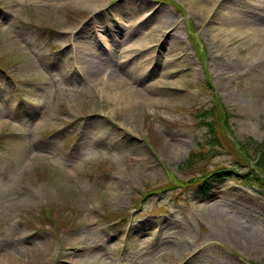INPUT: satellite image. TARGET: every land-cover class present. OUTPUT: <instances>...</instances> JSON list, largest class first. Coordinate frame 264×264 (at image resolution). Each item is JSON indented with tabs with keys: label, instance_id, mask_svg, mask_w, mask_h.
Listing matches in <instances>:
<instances>
[{
	"label": "rangeland",
	"instance_id": "1",
	"mask_svg": "<svg viewBox=\"0 0 264 264\" xmlns=\"http://www.w3.org/2000/svg\"><path fill=\"white\" fill-rule=\"evenodd\" d=\"M201 3L0 0V264H264L258 185L212 180L180 202L161 191L194 177V108L218 102L237 140L264 142L263 55L245 25L225 44L223 22L264 18V0ZM125 45L137 54L124 63ZM86 47L79 69L71 53ZM220 140L201 175L233 168Z\"/></svg>",
	"mask_w": 264,
	"mask_h": 264
},
{
	"label": "bare ground",
	"instance_id": "2",
	"mask_svg": "<svg viewBox=\"0 0 264 264\" xmlns=\"http://www.w3.org/2000/svg\"><path fill=\"white\" fill-rule=\"evenodd\" d=\"M189 1L192 4L195 1V4H199L200 10L202 12L205 11L204 7H206V5H202L201 0H192L193 2L191 0H189ZM207 1H210V0H207ZM211 1H213V0H211ZM79 2H80V4L85 5V4L88 3V0H79ZM210 11H211V9H208V12H210ZM230 13L231 12L223 14L224 19H225V20L223 19V22L227 26V31H226L227 32V34H226L227 36L224 39V43L225 44H229L230 42H232L233 36L235 34H237L239 32L242 33L243 29L240 26L241 25H245L247 27H250V31H251V34H252V36L254 38V43H255L253 46L257 47V49H253V53L257 54L258 51H259L260 54L263 55V59H264V18L262 16L254 15V14L235 13L234 15H231ZM202 14L203 13H201V15ZM238 18H242V19L239 20ZM243 32H245V31H243ZM247 32H249V31H247ZM127 55L128 54L126 53L125 57ZM228 59L232 63H235L232 60V58H228ZM82 63H88V61L85 58H83ZM112 86L115 87V84H113ZM130 97H131V103L129 104V106L132 107V106L138 105L137 102H136V94H135V96L134 95H130Z\"/></svg>",
	"mask_w": 264,
	"mask_h": 264
}]
</instances>
